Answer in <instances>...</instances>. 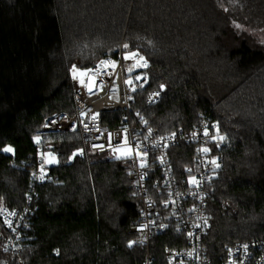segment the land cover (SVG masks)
<instances>
[{"label": "trees", "instance_id": "trees-1", "mask_svg": "<svg viewBox=\"0 0 264 264\" xmlns=\"http://www.w3.org/2000/svg\"><path fill=\"white\" fill-rule=\"evenodd\" d=\"M252 32L264 37V0H0V210H30L18 255L4 249L0 219V264L142 259L144 248L129 246L140 201L128 162L91 153L79 130L39 133L47 116L75 112L70 67L120 48L149 62L130 105L149 126L189 128L200 113L219 124L204 238L214 262L224 244L264 238V38ZM153 90L160 98L146 105ZM122 115L102 113L101 122L114 127ZM38 147L57 156L52 181L30 177ZM170 234L152 238L156 264Z\"/></svg>", "mask_w": 264, "mask_h": 264}, {"label": "built area", "instance_id": "built-area-1", "mask_svg": "<svg viewBox=\"0 0 264 264\" xmlns=\"http://www.w3.org/2000/svg\"><path fill=\"white\" fill-rule=\"evenodd\" d=\"M128 56L120 48L117 56H105L90 66H71L75 112L47 116L39 133L79 130L91 153L128 162L131 195L140 201L138 217L129 228L130 242L144 248L139 264H156L152 238L166 232L171 233V243L161 250L164 264H264V238L224 244L220 261L214 262L204 238L211 225L206 210L210 188L221 168L218 150L223 148L224 139H220L219 124L200 113L189 128L161 132L149 126L140 111L130 107L134 92L148 82L149 62L142 55L126 59ZM101 61L114 62V66ZM145 62L146 67L142 66ZM159 98V91L153 90L145 97V104ZM119 111L123 115L116 126L101 122L102 113ZM204 148L209 151H202ZM46 153L38 147L34 156L30 177L35 183L53 180L44 162ZM29 213L28 207L0 210L6 232L3 247L14 255L23 249Z\"/></svg>", "mask_w": 264, "mask_h": 264}, {"label": "snow or ice", "instance_id": "snow-or-ice-1", "mask_svg": "<svg viewBox=\"0 0 264 264\" xmlns=\"http://www.w3.org/2000/svg\"><path fill=\"white\" fill-rule=\"evenodd\" d=\"M237 27H239V25H237ZM124 47L127 48L128 45H124ZM135 55H136L135 53H132V54H130V56L125 57V58L128 59V58H131V56H135ZM140 59L143 60V57H140ZM105 63H112L113 66H114V62L101 61V64H105ZM142 66L146 67V66H147L146 62H145L144 65H142ZM130 70H131V69H129V71H130ZM76 71H77V70L74 68V69H73L74 78H76V77H75V73H76ZM82 75H83V74H82ZM137 79H139V77H137ZM81 83L84 84L85 81L81 80ZM127 83H131V81H127ZM161 87H163V86H161ZM89 92H91V88H89ZM93 119H95V117H93ZM204 134H205V135H208L207 130H205V133H204ZM194 135H195V133H194ZM220 139L222 140V139H224V138H223V137H220ZM36 140H37V142H39V137H37ZM101 147H103V146H101ZM3 151L7 153V152H13L14 150H13L11 147H5V148L3 149ZM202 151H204V152H208L209 149L204 148V149H202ZM212 163L215 164V161H213ZM141 166H143V165H141ZM216 166L218 167L219 165H216ZM192 182H193V183H197V182L195 181V179H193ZM131 243H134V242H130L129 246H131ZM245 247H247V246H245Z\"/></svg>", "mask_w": 264, "mask_h": 264}, {"label": "rangeland", "instance_id": "rangeland-1", "mask_svg": "<svg viewBox=\"0 0 264 264\" xmlns=\"http://www.w3.org/2000/svg\"><path fill=\"white\" fill-rule=\"evenodd\" d=\"M251 34H252V36H253L254 38H256L258 41H261L262 38H264V37H262V34L259 33V32H252ZM126 54L130 55V53H126ZM138 55H139V54H136L135 57H137ZM91 85H92L91 82H89V87H91ZM5 147H11V146L6 145ZM5 147H3V149H4ZM11 148H12V147H11ZM46 152H47V153H46L45 156H44V162H45L46 166L48 167V166H51V165H55V164L58 162L57 156H56L54 153L49 152V151H47V150H46ZM7 153H10V152H7ZM1 225H2V223H1ZM2 227H3V225H2ZM5 234H6V232H5Z\"/></svg>", "mask_w": 264, "mask_h": 264}]
</instances>
